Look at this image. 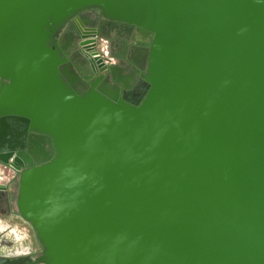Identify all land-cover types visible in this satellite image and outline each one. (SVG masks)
<instances>
[{
	"label": "water",
	"instance_id": "water-1",
	"mask_svg": "<svg viewBox=\"0 0 264 264\" xmlns=\"http://www.w3.org/2000/svg\"><path fill=\"white\" fill-rule=\"evenodd\" d=\"M88 7L150 35L134 104L60 54ZM0 80L54 148L19 179L39 262L264 264V0H0Z\"/></svg>",
	"mask_w": 264,
	"mask_h": 264
},
{
	"label": "flooded vegetation",
	"instance_id": "flooded-vegetation-1",
	"mask_svg": "<svg viewBox=\"0 0 264 264\" xmlns=\"http://www.w3.org/2000/svg\"><path fill=\"white\" fill-rule=\"evenodd\" d=\"M149 43L144 30L112 20L97 7L71 16L57 41L81 94L94 84L112 86L110 93L129 104L145 91L146 70L135 61L142 64ZM4 110L0 100V113ZM53 153L50 137L30 130L18 116L0 115V260L5 264H43L38 260L42 248L35 229L20 214L17 200L21 172L41 165Z\"/></svg>",
	"mask_w": 264,
	"mask_h": 264
}]
</instances>
